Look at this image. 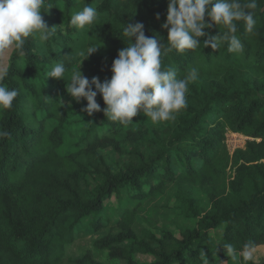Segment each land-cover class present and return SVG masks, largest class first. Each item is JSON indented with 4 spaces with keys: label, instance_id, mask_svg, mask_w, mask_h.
Instances as JSON below:
<instances>
[{
    "label": "trees",
    "instance_id": "trees-1",
    "mask_svg": "<svg viewBox=\"0 0 264 264\" xmlns=\"http://www.w3.org/2000/svg\"><path fill=\"white\" fill-rule=\"evenodd\" d=\"M256 4L249 9L252 32L243 21L234 22L241 53L229 52L227 41L217 50L204 47L208 36L227 31L206 16L211 27L197 48L163 55L162 66L173 68L178 78L192 68L198 77L188 84L187 107L174 121L152 123L157 139L145 143L142 110L130 124L111 121L97 94L101 111L89 116L82 111L86 100L65 97L67 81L78 68L77 49L84 51L83 76L101 83L111 79L113 61L127 46L121 39L127 41L122 33L128 23H142L147 37L166 42L168 0H48L44 11L52 8L42 18L49 29H58L46 42L29 37L22 52L13 48L0 80L18 91L12 107L0 109V131L10 134L0 137V264H61L65 246L88 229L86 234L97 238L75 264H102L94 259L99 252L122 264H144L136 255L151 257L147 264H203L201 252L208 264H237L209 238L220 226L222 242L237 252L249 241L255 249L264 246V0ZM85 6L96 8L98 18L77 31L71 16ZM89 47L98 48L86 59ZM62 59L65 81L47 77L54 61ZM227 132L252 141L230 158ZM142 142L149 153L141 150ZM101 149L127 155V163L115 171ZM230 160L235 174L226 179ZM168 185L177 188L181 214L197 219V226L179 238L155 229L137 236L138 207ZM195 190L208 197V210L195 204ZM121 193L136 205L117 213L118 233L101 236L110 231L105 208Z\"/></svg>",
    "mask_w": 264,
    "mask_h": 264
},
{
    "label": "clouds",
    "instance_id": "clouds-1",
    "mask_svg": "<svg viewBox=\"0 0 264 264\" xmlns=\"http://www.w3.org/2000/svg\"><path fill=\"white\" fill-rule=\"evenodd\" d=\"M47 4L48 0H0V54L13 48L22 52L29 37H38L41 42L49 40L58 28L49 29L42 18V13L52 8L49 5L44 11ZM256 7V0L246 3H241V0H168L167 20L163 24L168 29L166 42L159 37H147L142 23L126 24L122 35L127 41L121 40L127 46L118 52L113 61L111 79L101 83L98 77H93L89 81L80 71L82 60L78 68L71 72L67 92L77 103L81 98L87 101L82 111L89 116L101 111L96 102L97 94H100L106 105L104 115L111 121L130 124L138 110H142L143 115L154 124L174 121L176 115L187 107L188 84L197 79L198 71L192 68L184 78H178L173 68L162 66L163 55L173 50L184 52L197 48L199 38L206 36L204 29L211 27L205 23L206 16L215 25H225L227 31L222 36H208L204 47L217 50L222 41H227L229 52L241 53L243 43L235 35L237 25L234 22L243 21L246 31L252 32L255 19L249 9ZM97 18L96 8L85 6L72 14L70 23L80 31L93 25ZM97 48L89 47L86 59ZM66 71L63 59L54 61L47 77L65 81ZM17 96L16 89H9L0 83V109L11 108ZM8 135V132L0 131V137ZM223 246L227 256L237 264H248L254 258L256 245L252 241L245 243L240 252L231 243H223ZM201 256L203 264H208L203 252Z\"/></svg>",
    "mask_w": 264,
    "mask_h": 264
},
{
    "label": "rangeland",
    "instance_id": "rangeland-1",
    "mask_svg": "<svg viewBox=\"0 0 264 264\" xmlns=\"http://www.w3.org/2000/svg\"><path fill=\"white\" fill-rule=\"evenodd\" d=\"M12 49L7 51L0 56V76H2L4 70L7 68V64L9 61V57ZM82 49H77L76 57L78 58V66L82 61L83 53ZM82 63V62H81ZM65 97L67 99H72L74 102L76 100L70 96V94H66ZM152 121L150 118H145L142 120V124L146 125L147 135L144 137V142L151 140H156L155 134L152 133L154 131ZM162 125L164 123H161ZM164 126V125H163ZM252 141L250 138L245 137L242 134H235L231 132H227L225 135L224 144L226 146L227 153H229L230 158L233 156V152L236 150H241L245 148L246 142ZM144 142H142L141 150L145 153H149L147 149L144 148ZM101 156L104 157L107 164L113 168L115 171L122 168L127 163L128 156L119 157L110 149H101ZM235 174V164L230 160L229 164L226 168V179H230ZM177 188L175 185H168L165 191L161 194H157L154 197L146 199L136 212V221L134 224V231L137 236H141V233L145 230L155 229L159 232H169L174 237L179 238L180 233L186 228H194L197 226V219L194 218H185L181 214V210L178 201L176 200ZM192 198L195 201L197 206H200L204 210H208L210 208V202L208 197L199 190H195L192 194ZM136 205V202L133 200L127 199L124 193H121L120 198L112 196L110 201L108 202V206L106 209V218L110 221L109 229L103 230L101 234L104 235L107 232L118 233L117 228L115 227V223L117 220V213L124 209V207H133ZM119 214V213H118ZM88 222V220H86ZM87 230V229H86ZM89 230V229H88ZM85 231L81 235H78L75 238V241L72 244H68L65 246V255L62 259L61 264H75V259L82 257L85 254L86 250L91 249L92 241L97 238V236H89L86 233L89 231ZM224 232V227L220 226L216 230L210 231L209 238L213 241L214 245L218 247H224L222 242V235ZM253 262L256 264H260L264 259V246L258 247L254 249L253 253ZM94 259L97 262H101L102 264H122L116 260H109L106 253H95ZM137 261L147 264L152 262V258L148 256L136 255Z\"/></svg>",
    "mask_w": 264,
    "mask_h": 264
}]
</instances>
